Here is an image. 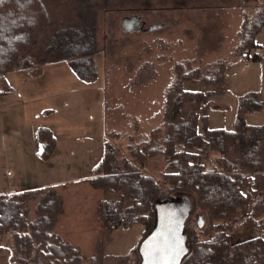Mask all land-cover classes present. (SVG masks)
I'll list each match as a JSON object with an SVG mask.
<instances>
[{
    "label": "rangeland",
    "instance_id": "1",
    "mask_svg": "<svg viewBox=\"0 0 264 264\" xmlns=\"http://www.w3.org/2000/svg\"><path fill=\"white\" fill-rule=\"evenodd\" d=\"M41 1L47 9V29L34 54L38 55L41 47L46 49L48 41L55 37L60 49L70 51L77 44L85 48L88 45H82L81 41L93 35L99 52L95 57L99 77L92 83L82 81L68 62L47 65L34 78L28 70L7 75L6 88L0 87V175H3L0 195L9 199L23 191L65 184V189H59L64 195L65 212L57 221L61 227L56 226L55 231L87 257L94 255L101 239L104 264H141L139 247L138 251L135 248L143 238L144 225L116 230L102 226L97 214L99 202L117 200L119 195L95 190L90 184L76 186L78 179L93 174L90 161L94 153L74 149L73 142L91 136L97 145L112 144L122 159L132 161V149L150 140L154 129L162 128L153 143L154 148H162L167 94L180 83L179 65L184 67L182 75L192 69H201L203 76L219 66L220 70L224 69L222 94L214 93V85H202L204 89H212L205 90L209 107L201 110L199 130L203 132L205 127H212L236 131L239 107L244 100L251 98L264 104V51L259 47L251 52L250 58L238 51L244 20L254 19L259 8L264 7V0ZM134 17L140 19L141 31L126 32L123 20ZM71 28L75 30H67ZM74 37L79 42L72 41ZM263 39V34L258 35V44L262 45ZM257 53L262 57L254 60ZM187 62L191 68L186 66ZM185 88L194 92L200 90V85L197 81L185 82ZM63 102L67 106H60ZM73 111L77 117H73ZM241 120L264 130V106L248 111ZM46 126L51 127L56 138L55 149L48 159L42 157L37 137L38 129ZM258 155H252V160ZM72 158L81 160L79 168L75 167L77 177L69 174ZM207 163L212 165L210 160ZM166 168L165 158L157 156L146 162L143 171L163 180ZM259 183L263 189L262 219L259 215L260 223L252 229L255 231L247 232L242 227L234 230L230 239L233 245L260 238L264 246V176ZM76 187L82 192L74 196ZM38 192L34 200L24 203L28 222L37 218L38 205L47 189ZM200 214L204 213L192 203L184 233L189 239L196 231L200 244L208 245L199 229L202 226L198 227L199 221L203 225L206 219L207 223L208 215ZM11 244L10 235L0 237V264H11ZM215 261L209 259L207 264Z\"/></svg>",
    "mask_w": 264,
    "mask_h": 264
},
{
    "label": "trees",
    "instance_id": "2",
    "mask_svg": "<svg viewBox=\"0 0 264 264\" xmlns=\"http://www.w3.org/2000/svg\"><path fill=\"white\" fill-rule=\"evenodd\" d=\"M43 4L41 0H0V87L6 88V77L11 72L28 70L36 77L45 66L61 62H68L82 81L95 82L99 77L95 61L99 52L93 35L81 41L84 42L82 45H88L85 48L77 44L73 46L75 48H68L70 51L67 48L60 49L55 37L48 41L46 49L41 47L40 53L34 54L47 29L48 15ZM263 11L264 7H260L254 19L244 20L238 51H242L247 58L259 47L264 51V39L262 45L257 42L258 35H264ZM62 31L56 34L60 35ZM74 40L75 43L79 42L78 37H74ZM253 58L259 60L258 53ZM186 66L191 68V63L187 62ZM219 68L204 76L201 69H192L182 75L184 67L179 65L177 71L180 83L167 94L169 99L164 113L162 148L153 147L155 136L162 132V128L154 129L150 140L132 149V161L122 159L116 146L105 143L104 155L93 169L89 179L92 188L119 195L117 200L99 202L97 214L101 217L102 226L107 230H116L143 224L145 230L141 242L135 248L137 251L138 247L140 251L141 244L155 227L156 205L186 197L196 210L204 213L201 216L208 215L207 223L206 219L205 224L202 225V221L198 223V227L202 226L199 229L204 233L207 239L205 244L208 245L200 244L195 231L187 239L188 252L181 264H207L209 259H217L210 264L263 262L264 246L260 238L234 245L230 239L238 227L247 232L255 231L252 229L260 223L257 221L258 216L262 219L263 189L259 181L264 172V130L247 125L241 118L250 110L262 109L264 104L254 102L251 98L244 100L239 107L236 131L205 127L201 132L200 113L209 107L205 90L212 89H204L202 85H214V93L222 94L225 72ZM192 81L199 83L200 90L193 92L185 88V82L188 84ZM242 130L251 133L243 135ZM37 137L42 157L50 158L56 145L53 133L49 128L41 127ZM256 153L259 154L258 158L252 160L251 156ZM157 156L165 158L167 168L163 180L162 177L157 180L143 171L146 162ZM207 160L212 161L211 166L206 164ZM37 193V190H32L9 199L0 196V237L10 235L12 240L9 262L104 264L101 239L96 244L94 255L87 257L55 231L58 218L65 212L63 197L55 189H47L38 205L37 218L27 221L24 203L28 199L34 200Z\"/></svg>",
    "mask_w": 264,
    "mask_h": 264
},
{
    "label": "water",
    "instance_id": "3",
    "mask_svg": "<svg viewBox=\"0 0 264 264\" xmlns=\"http://www.w3.org/2000/svg\"><path fill=\"white\" fill-rule=\"evenodd\" d=\"M137 17L123 20L126 32L141 31ZM192 213L186 197L177 198L155 207L156 223L153 231L140 246L141 264H181L188 252L184 226Z\"/></svg>",
    "mask_w": 264,
    "mask_h": 264
},
{
    "label": "crops",
    "instance_id": "4",
    "mask_svg": "<svg viewBox=\"0 0 264 264\" xmlns=\"http://www.w3.org/2000/svg\"><path fill=\"white\" fill-rule=\"evenodd\" d=\"M50 65H52V64H50ZM49 66V65H48ZM46 67V66H45ZM29 72V76L31 77V78H34L32 75H31V72L30 71H28ZM39 78V77H38ZM54 95H56V94H54ZM59 97V96H58ZM57 97V98H58ZM67 106V103L66 102H63L60 106ZM72 114H74V116L73 117H77L78 115H77V113L76 112H72ZM72 114H70V115H68V117L71 119L72 117H71V115ZM263 124V123H262ZM260 126V125H259ZM262 126V125H261ZM253 127H257V126H253ZM46 128H51V127H47L46 126ZM212 128V127H211ZM212 129H223V128H212ZM51 130V129H50ZM230 131V130H229ZM87 137H90V138H87ZM74 149H84L87 153H90V154H93L94 153V155L91 157V161H90V168H91V166H92V170H93V168L101 161V159H102V157H103V153H104V150H103V148L105 147V144H104V147H101V146H99V145H97L96 144V142L91 138V136H84V137H80V138H78V139H75L74 140ZM70 164H71V167H70V170H69V174H71L72 176H76L77 177V175H78V171H75V167L78 169L79 168V166H80V164H81V160H78V161H75L73 158L71 159V161H70ZM86 176L87 177H85L84 179L83 178H80V179H78L77 181H76V186L77 185H80V184H86V185H88V184H90L89 183V179L91 178V174H86ZM3 177V175H0V178H2ZM79 180H82L80 183H78V181ZM65 184H56L55 186H52V185H46V186H43V187H41L42 189H48V188H53V189H55V187H57V191L58 192H61V191H59V189H65L66 187H63ZM51 186V187H50ZM86 187H88V186H86ZM42 189H36L37 191H40V190H42ZM87 189H89V188H87ZM56 190V189H55ZM29 191H31V190H28V191H23V192H21V193H18V194H15V195H20V194H22V193H25V192H29ZM82 192V190L79 188V187H76V188H74V191L72 192V195H74V196H76V195H79L80 193ZM14 195V196H15ZM0 196H4L5 197V195L4 194H1ZM61 196L63 197L64 195H63V193L61 192ZM63 201H64V198H63ZM61 225L62 224H58V227L60 228L61 227Z\"/></svg>",
    "mask_w": 264,
    "mask_h": 264
},
{
    "label": "built area",
    "instance_id": "5",
    "mask_svg": "<svg viewBox=\"0 0 264 264\" xmlns=\"http://www.w3.org/2000/svg\"><path fill=\"white\" fill-rule=\"evenodd\" d=\"M262 55L261 54H258V58L261 59ZM181 149V148H180Z\"/></svg>",
    "mask_w": 264,
    "mask_h": 264
},
{
    "label": "bare ground",
    "instance_id": "6",
    "mask_svg": "<svg viewBox=\"0 0 264 264\" xmlns=\"http://www.w3.org/2000/svg\"><path fill=\"white\" fill-rule=\"evenodd\" d=\"M263 176H264V172H263Z\"/></svg>",
    "mask_w": 264,
    "mask_h": 264
}]
</instances>
